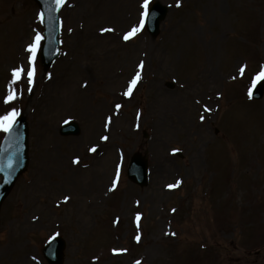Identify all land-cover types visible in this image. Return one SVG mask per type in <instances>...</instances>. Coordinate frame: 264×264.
I'll list each match as a JSON object with an SVG mask.
<instances>
[{"label":"rangeland","instance_id":"obj_1","mask_svg":"<svg viewBox=\"0 0 264 264\" xmlns=\"http://www.w3.org/2000/svg\"><path fill=\"white\" fill-rule=\"evenodd\" d=\"M92 1L65 0L60 13L61 55L44 70L40 59L44 29L37 4L33 0H0V117L13 111L16 118L25 116L29 125L30 160L0 208V264H31L22 263L28 255L35 257V263H47L42 249L56 236H61L67 244L65 264H137L138 261L140 264H264V96L260 101L249 96L253 80L264 71V0H149L148 10L156 2L168 10L155 37L145 29L144 23L141 26L145 20L144 0H113L118 9L114 18L120 35L139 29L126 40L128 47L146 45L142 63L147 73L145 80L127 98L128 95H119L114 86L97 81L94 72L84 68L92 82L86 119L99 120L102 109L107 108L117 111L121 120L122 127L113 124L111 146L105 147L101 157H97L98 152L85 153L80 146L86 126L79 109H73L70 116L56 118L50 129L57 140L53 153L63 161L68 148L76 150L83 164L94 162L95 167L102 158L114 156L116 166L108 176L112 175L109 190L100 213L92 217L89 231L81 232L76 218L60 220L67 204L39 214L46 201L45 194L51 188L36 185L42 178L37 173L38 129L45 124L33 106L29 84L35 88L42 81L54 79L57 86L59 66L70 42L79 39L78 25L91 18L88 12L82 13ZM121 7L131 9L128 18L121 17ZM207 8H221L228 25L209 26L200 38L202 45L193 44L169 70L164 57L175 50L185 27L194 22L202 29L205 20L214 23V14L208 13ZM94 16L96 25L105 23L99 8ZM225 26L227 30L223 31ZM31 33L32 43L37 34L43 39L34 62L27 51L29 67L27 80L23 81L14 78L12 72L19 62L18 45ZM217 36L225 56L212 63L213 75L218 78V95L214 114L208 124L203 122L207 124L206 130L201 135L196 129L184 130L183 119L177 112H172L174 120L166 125L162 114L165 109L155 103L150 87L151 74L160 66L163 71L157 79L158 87L168 97H178L183 84L197 78L198 67L209 62L203 46ZM161 54L159 64L157 56ZM236 63L238 66L232 74ZM33 69L30 82L28 73ZM12 94L15 99L8 100ZM193 116L191 126L200 122L198 111ZM69 122L79 125L78 136L60 134L61 126ZM5 135L6 132L0 131V145ZM205 135L207 138L197 145ZM194 147H199V170L192 168ZM136 153L149 161L150 180L143 188L127 176ZM49 173L46 179L57 188L68 171L62 165ZM164 184L166 189L160 198L149 196L154 187ZM33 188L39 200L31 201L27 197L26 192ZM60 194L53 193L55 197ZM125 202L128 211L127 207L122 208ZM160 224L167 229L168 236L155 234ZM22 245L24 250L20 248ZM5 247L12 250L1 257Z\"/></svg>","mask_w":264,"mask_h":264},{"label":"bare ground","instance_id":"obj_2","mask_svg":"<svg viewBox=\"0 0 264 264\" xmlns=\"http://www.w3.org/2000/svg\"><path fill=\"white\" fill-rule=\"evenodd\" d=\"M216 2L217 0H211ZM220 1V0H219ZM175 2V0H171ZM102 14L106 19L102 25L95 24V16L97 11ZM115 4L113 0H94L92 4L86 7L83 11V15L88 12L87 16L91 17L88 21L82 22L78 25V40H74L75 43L70 42V47L66 52L65 58L59 66V82L55 86L54 79L42 81L33 88V85L29 84V95L32 96L33 106L36 107V111L39 112V117L43 118L44 128H39V154L37 162V173L42 178L40 183L36 184L38 187L44 184L47 190L45 194L46 201L38 212H49L50 209L56 207V205L67 204L64 214L60 220H67V218H76L78 224H80V231L92 229V217L103 207V202L107 195L112 180V175L109 174L114 171L116 166L114 156L104 157L98 161V165L95 167L94 162L90 165L82 163V159L77 156L75 149L68 148L66 159L63 161L56 152L55 149L56 139L53 136L51 129L52 122L59 117L70 116L73 113V109H79L86 126V132L81 139L80 146H83L85 153L91 154L98 152L97 157H101L105 152V147L111 146V136L114 126L122 127L118 118V112L109 110L107 108L102 109L99 120H87L86 108L88 107L87 99L90 96L91 80L88 78L84 68H87L93 74L96 75L97 81L103 80L107 86H114L118 94L125 97V93L132 92L135 86L141 85L147 73L140 65L143 63L146 57L145 48L146 45L135 47L134 49L128 47V42L124 39V32L120 35L117 29V23H115L114 14ZM128 7H121V13L123 18L129 17ZM207 12L214 14V23L210 24L208 20L203 23L202 29L194 22L188 24L184 31L181 33L180 41L175 50L172 51L169 56L164 57L165 63L169 70L178 64L179 56L184 54L190 47L197 43L201 44V36L206 34L207 29L213 28L214 25L224 26L228 25V18L225 16L221 8L215 10L213 8H207ZM108 16V17H106ZM103 29H112V31H103ZM222 30H227V27H223ZM32 31V30H31ZM264 31V30H263ZM33 33L23 43L18 45L19 62L15 69H23L20 74L21 80H27V71L29 67V58L27 56V48L32 43ZM105 36V37H102ZM221 39L212 37L210 44L208 41L203 46V50L208 56L209 62H204L199 66V74L196 79L189 80L183 84L180 89V94L176 98H170L166 93H163L158 87L157 79L160 76L162 68L157 69L151 80V89L154 91L153 95L155 103L165 109V113H162L166 117V125L171 124L173 114L172 112L179 113L178 117H182L184 130L189 131L196 129L199 135L207 128V124L214 114V103L217 100L218 91V78L213 75L211 69L212 63L216 59H223L225 52L220 47ZM73 41V40H72ZM112 54V56H106ZM163 55L157 56L160 64ZM119 58V59H118ZM238 63L234 66L235 72ZM139 76L135 85L132 81ZM29 80V79H28ZM129 98V95L127 96ZM208 109V110H206ZM198 111L200 122L195 126H191V119L194 118V114ZM167 115V116H166ZM203 117V119H201ZM206 121L207 124H203ZM169 131V130H168ZM170 133V132H168ZM107 137L104 140L103 137ZM207 138V135L198 142L200 144ZM162 144V141L159 142ZM157 144V145H159ZM95 148L96 151L92 152L90 149ZM100 151V152H99ZM194 156L192 158V168L199 170L201 168V157L199 154V147H194ZM167 155H164L166 159ZM79 160V163H74L75 160ZM65 165L68 173L66 176L60 179L59 186L56 188L46 178L50 175L49 171L53 172L54 168L60 169V166ZM74 168H73V167ZM50 167V169H49ZM69 168V169H68ZM74 171V173H72ZM50 178V177H49ZM48 178V179H49ZM110 178V179H109ZM166 185L156 188L154 187L149 193L152 198H160V194L166 189ZM60 187V189H59ZM61 193L60 196L55 197L53 193ZM29 200H39L36 195L37 190L26 192ZM146 198V196H145ZM127 211L129 206L123 204L122 208ZM156 208H153L155 210ZM152 210V211H153ZM158 210V209H157ZM156 210V211H157ZM120 217V216H119ZM133 217V216H132ZM131 217V218H132ZM118 219V218H117ZM160 220V219H159ZM156 230L153 231L155 233ZM160 237L168 236L167 229L160 224V229L155 233ZM21 250H24L23 245L20 246ZM12 249L5 247L1 253V257H4L8 251ZM35 257L28 255L22 259V263H35Z\"/></svg>","mask_w":264,"mask_h":264},{"label":"water","instance_id":"obj_3","mask_svg":"<svg viewBox=\"0 0 264 264\" xmlns=\"http://www.w3.org/2000/svg\"><path fill=\"white\" fill-rule=\"evenodd\" d=\"M44 14L45 40L42 48V61L47 69L59 55V12L60 5L56 0H35ZM167 10L160 4H156L147 22V27L153 36L159 31V26L166 16ZM264 82L258 87L254 96L257 99L263 97ZM63 135H77L79 128L72 123L63 127ZM28 126L24 117H20L12 130L7 133L5 140L0 148V206L14 186L18 176L25 170L28 164ZM147 162L140 155H135L130 168L129 178L141 186L148 184ZM65 243L62 239L56 238L51 241L44 250L45 256L50 263L62 264Z\"/></svg>","mask_w":264,"mask_h":264},{"label":"snow or ice","instance_id":"obj_4","mask_svg":"<svg viewBox=\"0 0 264 264\" xmlns=\"http://www.w3.org/2000/svg\"><path fill=\"white\" fill-rule=\"evenodd\" d=\"M56 3H57V5L63 6L65 4V0H56ZM148 6H149V0H144V4H143V8L145 9V11L143 12V16L144 17H147L148 14H149L148 13ZM40 20H41V23H43V20H44V14L43 13H40ZM143 23H144V21L142 20L141 21V26L143 25ZM103 31H105V32L112 31V29H103ZM137 31H139V29L133 28L130 33H128V34H126L124 36V39L128 40ZM42 39H43V37L41 35L37 34L36 37H35L34 43L30 44L28 46V48H27V51L29 53H31V57H30V61L31 62L35 61L36 53L40 49V46H41L40 42H41ZM140 67L143 68V64H141ZM23 71H24L23 69H15V70H13L12 75H13L14 78L19 79L20 78V74ZM241 72H243V68H241ZM28 76H29L30 82H31V78L34 76V69H33V71L28 73ZM138 79H139V76L137 75V78L132 81V84L135 85V83H136V81ZM260 80H264V71L260 72L259 75L253 80V87H255L257 82L260 81ZM125 94L128 95L129 93H125ZM251 95H252V93L249 92V96H251ZM12 99H15V95L14 94H12V95H10L8 97V100H12ZM117 107H119V106H117ZM206 110H208V109H206ZM15 118H16V112L15 111H13V112L5 115V116L0 117V131L10 132L12 130L13 124L15 122ZM201 119H203V117ZM103 139L107 140L108 138L105 136V137H103ZM90 150L92 152L96 151L95 148H92ZM74 163H79V160L78 159L75 160ZM176 186L177 185H169L170 188L176 187ZM137 220H139V216L137 217ZM173 235H174V233H173ZM136 239L139 241L140 238L137 237ZM137 264H140V262L138 261Z\"/></svg>","mask_w":264,"mask_h":264}]
</instances>
